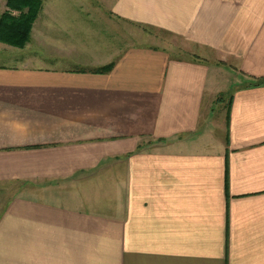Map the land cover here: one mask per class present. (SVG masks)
<instances>
[{"label": "crops", "instance_id": "obj_1", "mask_svg": "<svg viewBox=\"0 0 264 264\" xmlns=\"http://www.w3.org/2000/svg\"><path fill=\"white\" fill-rule=\"evenodd\" d=\"M109 5L113 42L0 66V264H264V0Z\"/></svg>", "mask_w": 264, "mask_h": 264}, {"label": "rangeland", "instance_id": "obj_2", "mask_svg": "<svg viewBox=\"0 0 264 264\" xmlns=\"http://www.w3.org/2000/svg\"><path fill=\"white\" fill-rule=\"evenodd\" d=\"M110 2L111 0H45L33 24L29 42L24 48L17 49L0 43V66L9 68L16 66L20 67V65L33 61L34 58L44 59L47 54V37L49 36L53 39L56 45H60L59 43L67 39V37L69 38V35L66 34V30L70 31V33H76L77 37L70 38V40L85 41V43L90 45V41L92 40L91 32L102 28V31L104 30L113 36V42L116 30L113 22L110 24L106 20L107 15H109ZM5 3L6 0H0V15L6 10ZM52 6L60 9L56 12L60 25H53L50 27L53 29L49 28L50 30H48L46 27V13H48L47 11ZM100 15L102 20L100 19V21H98ZM110 35L108 36L109 39ZM117 35L119 44L127 42L134 45L153 44L161 47L167 46L166 48L172 50L175 56L181 58L186 56L183 51L184 46L182 45V41L172 36H165L161 33L159 35L158 32H151L149 33L150 37H147L139 28L132 27L122 22H118ZM94 36L97 42L98 35ZM102 39V44L106 43V37ZM104 45L105 44H103V46ZM44 64L56 67L63 66L61 63H52L51 61H45ZM16 190L19 189L15 185L0 190V213L5 203L13 196Z\"/></svg>", "mask_w": 264, "mask_h": 264}, {"label": "trees", "instance_id": "obj_3", "mask_svg": "<svg viewBox=\"0 0 264 264\" xmlns=\"http://www.w3.org/2000/svg\"><path fill=\"white\" fill-rule=\"evenodd\" d=\"M45 0H6V10L0 15V43L13 48H24ZM114 66L110 63L89 70L94 74H107ZM87 72V71H82Z\"/></svg>", "mask_w": 264, "mask_h": 264}]
</instances>
